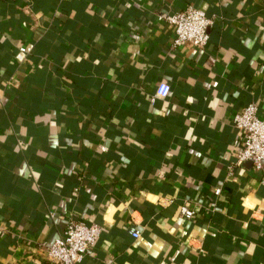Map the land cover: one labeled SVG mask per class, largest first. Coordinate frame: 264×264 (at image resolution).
<instances>
[{"label":"crops","instance_id":"crops-1","mask_svg":"<svg viewBox=\"0 0 264 264\" xmlns=\"http://www.w3.org/2000/svg\"><path fill=\"white\" fill-rule=\"evenodd\" d=\"M187 5L205 47L156 18ZM249 103L264 119V0H0V264H52L71 220L100 229L81 264H264Z\"/></svg>","mask_w":264,"mask_h":264},{"label":"built area","instance_id":"built-area-1","mask_svg":"<svg viewBox=\"0 0 264 264\" xmlns=\"http://www.w3.org/2000/svg\"><path fill=\"white\" fill-rule=\"evenodd\" d=\"M156 18L171 31V47L190 44L202 48L210 41L208 31L212 24L211 19L191 5L179 11L158 13ZM233 125L240 134V145L235 156L237 163L251 162L253 168L262 173L264 182V119L258 115V105L249 103L235 115ZM219 192V189L214 191L215 195ZM179 213L187 220L192 219L195 214L184 205L180 206ZM4 232L5 229L0 227V233ZM99 234L98 226L71 220L63 236L44 247L45 257L52 264H81L92 254ZM132 236L137 238L138 233L135 232Z\"/></svg>","mask_w":264,"mask_h":264},{"label":"clouds","instance_id":"clouds-1","mask_svg":"<svg viewBox=\"0 0 264 264\" xmlns=\"http://www.w3.org/2000/svg\"><path fill=\"white\" fill-rule=\"evenodd\" d=\"M245 206H246L247 208H253V207L255 206V202H250L249 199H246V200H245Z\"/></svg>","mask_w":264,"mask_h":264}]
</instances>
